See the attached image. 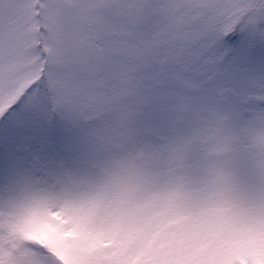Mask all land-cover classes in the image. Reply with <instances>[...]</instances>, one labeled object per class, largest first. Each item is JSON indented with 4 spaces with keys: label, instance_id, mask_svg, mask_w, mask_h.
Listing matches in <instances>:
<instances>
[{
    "label": "snow or ice",
    "instance_id": "obj_1",
    "mask_svg": "<svg viewBox=\"0 0 264 264\" xmlns=\"http://www.w3.org/2000/svg\"><path fill=\"white\" fill-rule=\"evenodd\" d=\"M40 11L45 66L20 91L30 7L0 0V193L31 179L91 192L81 264H264V0ZM106 206L114 226L89 231ZM124 215L138 247L119 238ZM0 264L64 262L25 241Z\"/></svg>",
    "mask_w": 264,
    "mask_h": 264
},
{
    "label": "rangeland",
    "instance_id": "obj_2",
    "mask_svg": "<svg viewBox=\"0 0 264 264\" xmlns=\"http://www.w3.org/2000/svg\"><path fill=\"white\" fill-rule=\"evenodd\" d=\"M36 2L40 6L41 0H28L31 14V51L16 67L22 82L20 91H23L32 79L38 78L44 69L48 51L44 47L45 36L41 34V21L38 23L34 18L36 10L33 5ZM72 2L75 5L79 0ZM38 38L41 39L44 50L43 58L39 56L35 45ZM91 197V192L74 185L49 183L41 179H31L15 189L4 190L0 193V254L18 252L20 245L25 241L36 239L43 241L64 264H81L85 258L81 247L85 238L73 225L81 222L77 211L79 205ZM40 207L47 211L45 218L35 215ZM117 215L111 206L102 207L88 219L86 226L89 231L110 229L114 226ZM137 223L138 217L124 215L120 222L119 238L138 247L140 238L129 235Z\"/></svg>",
    "mask_w": 264,
    "mask_h": 264
},
{
    "label": "trees",
    "instance_id": "obj_3",
    "mask_svg": "<svg viewBox=\"0 0 264 264\" xmlns=\"http://www.w3.org/2000/svg\"><path fill=\"white\" fill-rule=\"evenodd\" d=\"M40 6L38 5V2H36L34 5H33V8L36 10V12L34 13V18H35V21L36 22H40ZM38 31H40V29L38 28ZM35 45L37 46V52L39 54V56H41L42 58L44 57V50L42 48V45H41V39L38 38L36 39L35 41ZM42 73V72H41ZM41 73H39V76L41 75ZM38 76V78H39ZM29 241H32V242H36V243H44L43 241H39V240H36V239H31Z\"/></svg>",
    "mask_w": 264,
    "mask_h": 264
}]
</instances>
